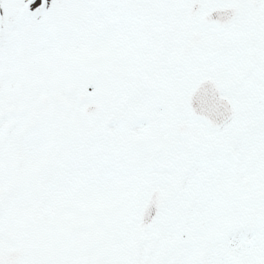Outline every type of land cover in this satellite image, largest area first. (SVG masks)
Returning a JSON list of instances; mask_svg holds the SVG:
<instances>
[{"label":"snow or ice","instance_id":"snow-or-ice-1","mask_svg":"<svg viewBox=\"0 0 264 264\" xmlns=\"http://www.w3.org/2000/svg\"><path fill=\"white\" fill-rule=\"evenodd\" d=\"M0 264H264V0H0Z\"/></svg>","mask_w":264,"mask_h":264}]
</instances>
